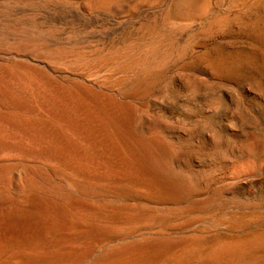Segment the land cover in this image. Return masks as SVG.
I'll return each mask as SVG.
<instances>
[{
    "label": "rangeland",
    "instance_id": "1",
    "mask_svg": "<svg viewBox=\"0 0 264 264\" xmlns=\"http://www.w3.org/2000/svg\"><path fill=\"white\" fill-rule=\"evenodd\" d=\"M179 1L0 0V24L21 52L62 79L134 94L148 168L179 190L81 182L75 193L128 220L81 264L160 238L181 244L155 264H264V0Z\"/></svg>",
    "mask_w": 264,
    "mask_h": 264
},
{
    "label": "bare ground",
    "instance_id": "2",
    "mask_svg": "<svg viewBox=\"0 0 264 264\" xmlns=\"http://www.w3.org/2000/svg\"><path fill=\"white\" fill-rule=\"evenodd\" d=\"M7 26L0 24V264H81L94 243L127 220H120L122 210L103 209L75 193L81 182L130 183L170 195L179 190L148 168L149 149L132 126V92L118 95L94 81L62 79V71L21 52ZM11 179L17 186L8 191ZM122 244L98 255L97 263L155 264L181 241Z\"/></svg>",
    "mask_w": 264,
    "mask_h": 264
}]
</instances>
